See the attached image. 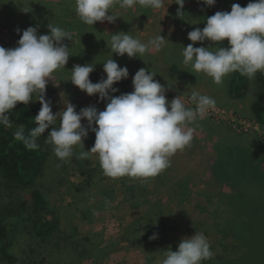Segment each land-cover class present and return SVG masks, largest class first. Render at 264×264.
I'll return each mask as SVG.
<instances>
[{
  "label": "rangeland",
  "instance_id": "374dc122",
  "mask_svg": "<svg viewBox=\"0 0 264 264\" xmlns=\"http://www.w3.org/2000/svg\"><path fill=\"white\" fill-rule=\"evenodd\" d=\"M48 15L54 25L69 33L70 39L63 43L69 47L70 56L65 68L53 73L46 86L45 99L50 100L52 111L66 110V103L75 105L79 112L82 108L95 106L103 111L107 101H101L99 94L89 96L72 84L71 70L74 65L93 64L94 71L89 79L99 82L106 79L103 64L112 57L120 67H127L129 76L113 85L118 88V96L133 91L132 78L140 68L156 74L155 80L166 88V99L181 96L187 107L193 108L190 100L193 90L207 95L216 101L214 109L206 117L197 121L194 138L184 150L171 157V166L155 177L147 179L137 177L111 178L103 174L98 157L91 154L87 159H78L81 149L74 148V155L66 161L51 154L45 174L38 180L37 186L48 199L49 206L60 222L62 235L52 242H40L33 233V219L36 217L32 207L30 188L19 187L0 175V218L9 226L13 242L12 252L18 256L17 264H147L149 253L146 243L131 242L123 236L124 231L142 235L147 227L146 215L152 205L160 201V208L167 217L169 233L157 244L160 252L151 262L156 264L163 258V251L171 247L176 251L182 238L202 232L211 245L214 257L228 256L239 252L238 264H264V197L244 196L240 191L221 189V180H234L245 183L256 181L264 185V159L258 163L239 152L234 158L220 161L215 169L211 161L219 145L234 139L249 152H264V129L251 116V104L256 98L259 73L249 80V91L244 97H233L229 92V83L236 72L228 74L223 82L216 84L203 73H192L190 66L182 63V49L191 42L188 32L206 26V6L202 0H185L184 17L177 16L179 5L175 0H165V8L154 10L139 5L131 9L120 8L117 4L110 12L118 18L113 23L103 21L100 24L87 25L80 21L75 11V0H46ZM255 2V0H252ZM11 3L22 8L31 7L32 12L25 14L19 21L25 27H36L38 35L46 34L40 24L32 19L39 17L42 0H0V46L15 48L22 30L12 20L15 16ZM170 4V5H169ZM47 7V6H46ZM28 11V10H27ZM217 11H229L228 5L217 7ZM55 13V14H54ZM109 13V15H111ZM76 20L80 22L76 23ZM101 28L109 36L119 32L129 33L141 42L147 43L157 35L166 41L160 51H153L139 58H129L127 54L118 56L111 53L109 46L100 49L98 36L91 37ZM21 31L17 33L16 29ZM41 32V33H40ZM92 41L91 39H94ZM89 41V43L87 41ZM194 47H228V41L203 43L196 42ZM38 96L30 101L40 110ZM87 128V120L81 121ZM59 127V120L56 122ZM95 127V124L93 125ZM51 126L46 130V136ZM95 133L89 130L83 138L84 150L94 146ZM221 145V146H222ZM251 154V156H253ZM254 156H259L255 154ZM223 163L228 164L224 167ZM253 167V168H252ZM221 179V180H220ZM257 184L250 185L253 191L263 192ZM187 186L181 196V188ZM133 188L130 192L128 188ZM219 191V192H218ZM128 197V198H127ZM228 223V224H227ZM237 224L243 231L242 241L245 248L237 250L231 234ZM65 232V233H64ZM148 242L152 240L149 236ZM86 244L90 255L78 257L77 242ZM210 260H213L210 259ZM230 259H226L227 264ZM209 261V260H207ZM210 262V261H209ZM205 264V262H202Z\"/></svg>",
  "mask_w": 264,
  "mask_h": 264
},
{
  "label": "clouds",
  "instance_id": "9594fccd",
  "mask_svg": "<svg viewBox=\"0 0 264 264\" xmlns=\"http://www.w3.org/2000/svg\"><path fill=\"white\" fill-rule=\"evenodd\" d=\"M174 3L179 5L177 16L182 19L185 0ZM202 3L214 6L216 0H202ZM117 4L126 9L139 5L159 10L166 6L165 0H75V11L87 25L113 23L118 16L110 9ZM48 29L50 34L38 35L37 28L30 26L23 30L15 48L0 46V125L11 127L8 113L17 103L27 105L35 95L41 105L34 118L38 127L27 136L22 125L14 133V139L22 141L28 149L37 148L36 138L51 126L45 142L53 145L59 160L71 158L74 148L79 146L77 158L83 160L95 154L108 177L147 179L171 166V157L191 144L193 125L198 126L197 121L216 106L213 98L195 90L190 96L193 108L187 107L180 95L167 100L166 88L154 79L155 73L145 68H140L132 78V92L110 95L119 91L113 85L129 76L127 67H120L111 57L103 64L106 79L96 83L89 79L93 64L74 65L70 78L73 85L89 96L99 94L101 101H107L105 109L98 111L95 106H88L77 112L75 105L67 102L66 110L54 114L52 102L45 99L46 86L53 73L65 68L68 62L71 54L63 41L70 36L60 26L49 23ZM187 38L193 43L183 46L182 63L190 66L192 73H203L216 84L234 72L251 80L258 72L264 73V0H255L246 7L233 4L230 12L217 11L207 17L203 29L195 28L188 32ZM205 40L213 43L227 40L228 47L193 46ZM165 41L161 34L145 43L129 33L119 32L110 36V50L118 56L141 58L160 51ZM83 119L87 120V128L81 123ZM89 130L95 133V142L85 151L83 138ZM157 238V234L149 237ZM213 257L207 237L196 232L182 238L176 251L171 247L164 250L163 258L156 264H202Z\"/></svg>",
  "mask_w": 264,
  "mask_h": 264
},
{
  "label": "trees",
  "instance_id": "16d2710c",
  "mask_svg": "<svg viewBox=\"0 0 264 264\" xmlns=\"http://www.w3.org/2000/svg\"><path fill=\"white\" fill-rule=\"evenodd\" d=\"M71 1V0H70ZM253 2L252 0H216L214 6L205 7L204 12L206 17L212 16L217 12V7L222 5H228L229 11H231V6L233 4H239L241 7H246L248 3ZM40 6L43 7L41 12H37V18L32 19L36 24H40V26L45 29L46 34H50L48 29V24H53L47 16L48 13V2L42 0ZM47 6V7H46ZM52 12V9H50ZM47 13V15H46ZM55 14V13H54ZM80 22L76 20L77 24ZM100 24L101 22H96ZM54 25V24H53ZM98 36L100 39L98 40V44L100 45V49H105L106 46L110 48V36L106 34L104 29L98 27L94 31V34L91 37ZM92 41L95 40L91 39ZM87 41V40H86ZM89 43V41H87ZM107 42H109L107 44ZM259 85L256 98L251 104V116L252 119L260 125V128L264 129V73H259ZM229 92L233 97H244L247 95L249 91V80L246 76L240 75L236 72L233 76V79L229 83ZM39 109L34 106L31 102L27 105L23 103H17L16 107L12 109L8 115L11 121V127H4L0 125V175L8 180L16 184L19 187L30 188L32 192V207L36 217L33 219V233L40 242H52L56 237H59L63 234L60 231V222L58 218L55 216V213L49 206L48 199L45 197L43 191L37 186L38 180L45 174L47 164L49 163L51 147L49 143L45 142L46 131L44 135L36 138L37 148L28 149L22 141H17L14 139V133L23 126L24 134L27 136L30 133V130L38 127V124L35 122L34 118L38 114ZM220 145L219 156L214 162V168L216 169L218 163L223 161L226 157L230 159L234 158L239 152L248 155L249 162L251 163L252 158H254L258 163H260V159H264V152L259 151L258 153H251L246 148H242L239 145L235 146H225ZM251 154L253 156H251ZM258 154L259 156H254ZM224 167H228L229 165L223 163ZM253 168V167H252ZM215 172V170H214ZM221 180V179H220ZM221 184L223 185L219 191L222 189L231 188L233 192L240 191L242 195L260 198L264 197L263 192L253 191L250 185L257 184L256 181L251 183L239 182L234 180H221ZM259 188L264 190V185L262 183L257 184ZM130 192H133V188L127 187ZM187 186L181 188L179 194L183 196L185 193ZM218 191V192H219ZM128 198V197H127ZM160 201H157L154 205H152L151 211L146 215L147 219V227L145 232L142 235L140 233H136L139 231L130 232L128 230L124 231L123 236L129 239L131 242L140 244V246L144 243L147 244L145 246V250L149 253V260H147V264H153L151 260L157 252H160L161 249H158L157 244H161L164 237L162 232L169 233V228L165 224L166 216L164 215V211L160 208L162 205L159 204ZM228 224V223H227ZM231 227L235 229L234 234H231L232 238L235 241L232 249L235 251L242 250L245 248L243 243L242 235L243 231L241 227L237 224H232ZM65 233V232H64ZM153 234H157V239L148 242V238L145 236H152ZM82 242V241H81ZM80 241L77 242L76 248L79 250L77 254L79 258L84 255L89 254V248L86 244H82ZM13 245L10 230L7 223L0 218V264H17L18 256L14 254L11 250ZM230 253L224 251L222 255L217 257H213V260L204 261L205 264H227L226 259H230V263L228 264H238L241 257L238 253H234L231 256H228Z\"/></svg>",
  "mask_w": 264,
  "mask_h": 264
},
{
  "label": "crops",
  "instance_id": "0c3cea01",
  "mask_svg": "<svg viewBox=\"0 0 264 264\" xmlns=\"http://www.w3.org/2000/svg\"><path fill=\"white\" fill-rule=\"evenodd\" d=\"M44 1H46V0H44ZM18 5H19V4L11 3V4L9 5V8L13 9L14 12H15V16L12 15V20H13L15 23L18 22L17 25H18L19 28L23 31V30H26L28 27L23 26V23H20V24H19V21L21 20V18H24V16H25L26 13H28V12H32V11H31V7H25V6H24V7L22 8V6H21V7H18ZM27 10H28V11H27ZM24 11H27V12H24ZM40 33H41V32H40ZM221 145H222V144H221ZM229 145H231V146H235V145H238V144L236 143V141H235L234 139H229V140H227L225 146H229ZM219 146H220V145H219ZM218 148H219V147H218ZM218 156H219V150L217 149L216 154L214 155V157H213V159H212V161H211V164H212L213 168H214V162H215V160L217 159ZM214 170H215V168H214Z\"/></svg>",
  "mask_w": 264,
  "mask_h": 264
}]
</instances>
